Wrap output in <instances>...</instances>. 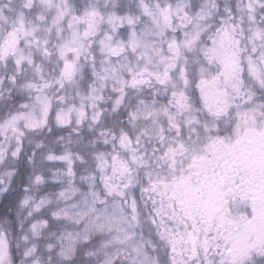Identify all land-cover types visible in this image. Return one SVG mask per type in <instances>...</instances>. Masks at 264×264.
<instances>
[{"label":"snow or ice","instance_id":"snow-or-ice-1","mask_svg":"<svg viewBox=\"0 0 264 264\" xmlns=\"http://www.w3.org/2000/svg\"><path fill=\"white\" fill-rule=\"evenodd\" d=\"M0 264H264V0H0Z\"/></svg>","mask_w":264,"mask_h":264}]
</instances>
